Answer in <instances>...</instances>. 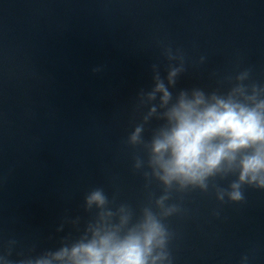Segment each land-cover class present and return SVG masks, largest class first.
<instances>
[{
	"label": "water",
	"instance_id": "1",
	"mask_svg": "<svg viewBox=\"0 0 264 264\" xmlns=\"http://www.w3.org/2000/svg\"><path fill=\"white\" fill-rule=\"evenodd\" d=\"M164 47L185 56L177 89L226 91L246 68L264 84V0H0V244L17 241L12 259L75 236L56 228L64 217L83 228L95 187L137 210L160 195L133 171L143 153L126 140L147 111L136 95L152 64L166 75ZM174 201L173 264H264V191L246 188L240 204L198 190Z\"/></svg>",
	"mask_w": 264,
	"mask_h": 264
},
{
	"label": "clouds",
	"instance_id": "2",
	"mask_svg": "<svg viewBox=\"0 0 264 264\" xmlns=\"http://www.w3.org/2000/svg\"><path fill=\"white\" fill-rule=\"evenodd\" d=\"M163 56L169 61L166 75L152 64L151 88L136 95V108L147 111L126 140L143 153L134 156L133 171L142 173L146 188L157 184L160 195L149 192L137 210L95 187L83 198L89 215L83 228L79 217H64L56 228L63 232L70 224L75 236L69 233L57 247L15 260L17 241L8 240L0 244V264H173V234L166 221L183 212L174 194L212 191L223 205L243 203L246 188L264 191V84L255 82L246 68L225 78L230 85L226 91L177 89L187 70L185 56L171 47H164ZM205 60L201 56L197 63ZM154 120L158 125L150 127ZM233 177L226 187L217 183ZM247 261L242 256L240 264Z\"/></svg>",
	"mask_w": 264,
	"mask_h": 264
}]
</instances>
